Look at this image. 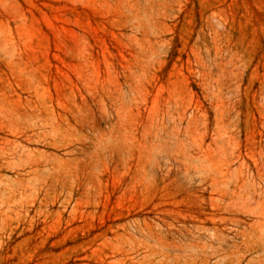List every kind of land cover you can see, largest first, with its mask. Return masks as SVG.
<instances>
[{
    "label": "rangeland",
    "instance_id": "374dc122",
    "mask_svg": "<svg viewBox=\"0 0 264 264\" xmlns=\"http://www.w3.org/2000/svg\"><path fill=\"white\" fill-rule=\"evenodd\" d=\"M0 264H264V0H0Z\"/></svg>",
    "mask_w": 264,
    "mask_h": 264
}]
</instances>
